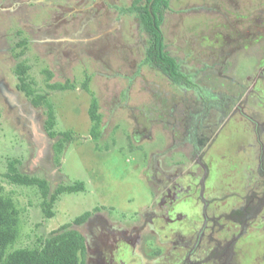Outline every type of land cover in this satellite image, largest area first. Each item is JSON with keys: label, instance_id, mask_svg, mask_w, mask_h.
Returning a JSON list of instances; mask_svg holds the SVG:
<instances>
[{"label": "rangeland", "instance_id": "rangeland-1", "mask_svg": "<svg viewBox=\"0 0 264 264\" xmlns=\"http://www.w3.org/2000/svg\"><path fill=\"white\" fill-rule=\"evenodd\" d=\"M78 1L79 7L85 9L92 3L51 0L50 5H43L37 1L33 9L31 6L21 13L27 18L20 15L23 26L34 30L22 33H18L19 15L14 18V13L0 14V75L17 95V104L12 108L0 100V194L12 197L21 221L13 248L31 247L38 238L55 230L74 227L75 218L85 211L104 208L109 222L121 213L138 211L148 204L149 188L158 190L155 179L161 177L157 171L160 167L168 169L174 164L186 172H199V168L191 167L185 150L168 148L187 138L198 140L201 132L208 136L206 127L217 117L200 118L202 105L209 104L208 91L236 97L239 85H250L246 77L257 75L259 65H264V0H169L168 8L162 12L164 44L175 62L182 65V75L192 81L194 86L187 88L141 64L145 36L137 31L133 16L116 21V16L123 14L119 8L132 0H96L98 8L89 9L87 15H65L68 6H75ZM108 29L110 33L102 34ZM52 34L67 37V45L74 42L67 65L53 63L46 43H40L47 40L54 49ZM83 38L90 41H82ZM23 39H28L26 45L17 44ZM89 49L95 54L86 52ZM19 61L28 65L26 81L32 79L37 93L48 94L54 109V136L45 129L46 108L34 105L24 91L18 90L14 69ZM87 68L91 73L89 91L82 87ZM44 69L51 73L50 82L67 79L73 81L75 88L51 91L45 84ZM92 96L98 101L101 115V130L96 137L91 134L88 116ZM217 102L218 99L212 101ZM195 104L197 117L191 124V107ZM243 126L253 141L249 128ZM186 127L196 135L190 137ZM68 131L71 139L61 140L62 150L55 152L53 144ZM166 149L168 153L162 155ZM229 150L230 153L226 149L225 155L218 153L210 161V174L215 181L218 179L216 183L222 184V189L236 184L242 191L244 185L248 192L250 187L243 181L251 170L246 153L238 144ZM12 159H17L15 164L21 173L46 180V197L34 185L9 181L6 173ZM77 181L83 182V190L59 193L49 204L48 196L58 186ZM185 183L186 180L181 184ZM46 209L51 216H46ZM179 211L180 217L185 218L192 212L191 208L180 207ZM263 219L262 216V222ZM258 226L251 223V233L244 240L249 241L248 256H239L236 264H264V230H254ZM161 234L152 233V241ZM162 240L160 247H174Z\"/></svg>", "mask_w": 264, "mask_h": 264}, {"label": "flooded vegetation", "instance_id": "flooded-vegetation-1", "mask_svg": "<svg viewBox=\"0 0 264 264\" xmlns=\"http://www.w3.org/2000/svg\"><path fill=\"white\" fill-rule=\"evenodd\" d=\"M37 1L42 2L43 5H50L48 3L51 2V0H0V14L14 13L15 16H12L14 18L19 15L18 22L21 23L20 15L27 18V15L21 13L28 7L32 6L33 9ZM95 1L92 0L86 9L80 8V1H78L77 5L68 6L65 15L80 12L87 15L86 12L89 9L98 8ZM93 13L96 12L93 11ZM120 19L126 21L124 14L116 16V21ZM133 21L139 31V23L135 19ZM25 26L21 23L19 31L17 30L18 33L34 30ZM113 28H115L114 25ZM110 32L111 29H108L102 34ZM139 32L147 38L145 32ZM67 39L65 36L57 37L52 34L50 40L56 46L54 49L50 46L51 42L47 40L40 42L41 44L46 43V48H49L47 55H53V63L62 64L64 62L67 65L70 62L74 52L72 46L74 42L67 45L65 44V42L68 43ZM76 39L72 40H80ZM24 40L27 43L28 39ZM82 41H90V38L89 40L83 38ZM86 52L91 55L95 54L91 49ZM180 67L182 65L178 64V70ZM150 68L155 69L151 66ZM259 68L261 70L257 75L246 77V81L251 86L243 83L239 85L236 97L231 93L214 94L208 91L206 102L209 104L202 105L200 118L204 115H207V118L209 115L212 117L217 115L206 127L208 136L201 132L202 136L198 140L187 138L186 142L185 140L179 141L168 148L179 149L181 147L185 150L188 154L186 159L191 162V167L199 168V172L197 169L194 173H190L189 170L186 172L179 166L174 167V164L169 165L168 169L157 165L160 167L157 171L161 177L155 179V183L159 187L158 190L149 188V201L146 206L138 211L121 213L112 222L108 221L104 208H101L103 211L97 208L92 213L82 212V214L87 213L85 218L78 222L74 220L72 228L77 230L84 240V264H236V258L248 256L246 249H248L249 241L244 240H247L251 233L249 231L251 223L259 225L254 230H264V222L261 221L262 216L264 218V99L262 98L264 65L262 67L260 64ZM180 73L182 74V70ZM170 81L183 88L194 86L189 78L179 82ZM256 85L258 88H255ZM213 99H218V102L212 103ZM0 100L4 101L9 108L17 104L15 91L8 85L2 74L0 75ZM249 101H252V104ZM191 108L193 110L189 122L194 124L192 121L197 117V114L194 116L197 111L196 104ZM231 119L234 120L231 121ZM231 124L235 126L232 127ZM243 125L249 128L253 141L248 137V131L243 129ZM216 126L217 128L214 129ZM231 129L235 131L234 134ZM186 131L190 137L196 135L195 132L190 133L188 128ZM239 134L242 137H239ZM219 144H222V147ZM237 144L245 151L244 155L250 163L251 170H248L250 175L245 176L243 180L246 187H250L248 192L244 191V185L242 191L236 184H231L229 187L226 185V188L222 189V184H217L218 179L215 181L210 174V161L218 153L225 155L226 149L230 153L229 149L237 148ZM187 145H189L188 151L186 150ZM168 149L162 155L168 153ZM178 164L181 163L178 162ZM185 180V185L181 184ZM218 194L219 196L215 197ZM219 200L221 202H215ZM215 204L219 208H215ZM179 207L191 208L192 212L188 217L190 220L185 216L180 217ZM154 232L162 233L156 241H152L151 237ZM166 237L171 238L166 239ZM161 240L173 243L174 247H160Z\"/></svg>", "mask_w": 264, "mask_h": 264}, {"label": "trees", "instance_id": "trees-1", "mask_svg": "<svg viewBox=\"0 0 264 264\" xmlns=\"http://www.w3.org/2000/svg\"><path fill=\"white\" fill-rule=\"evenodd\" d=\"M168 3L169 0H132L128 6H122L119 10L124 14L125 18L128 15L133 16L139 23V31L147 34L141 64L151 66L161 72L166 78L179 82L180 80H186V77L180 73L178 64L166 50L161 28L163 21L162 12L168 8ZM23 40H20L17 44L26 45L25 40ZM27 71L28 65L19 61L14 69L19 80L17 87L25 92L34 105H43L46 108L45 129L49 135L54 136L55 133L52 130L53 121H55L53 105L46 92L37 93L33 87L32 79L26 81ZM43 73L45 74V84L51 91L75 88V84L71 80L50 82L51 73L46 69H44ZM83 74L85 79L82 87L89 91L91 73L87 68L84 69ZM88 116L91 120L90 130L92 136L96 137L97 134L99 136L101 115L98 101L94 96L90 99ZM61 138L53 144L55 152H61V140L68 142L71 139L69 131L64 133V137ZM16 162L17 159L8 161V174L6 173V176L9 181L18 185H34L46 197L48 195L46 180L21 173L17 168V164H15ZM83 186L82 181H77L72 185L58 186L48 196L49 204L56 199V195L59 193L77 192L83 190ZM44 203L46 204V201ZM45 214L46 216L52 215L47 209ZM86 215L87 213L82 214L75 221L78 222L84 219ZM20 223L19 209L12 197L7 194H0V264H84V240L77 230L70 227L55 230L45 238H38V241L31 247L13 248L20 234Z\"/></svg>", "mask_w": 264, "mask_h": 264}, {"label": "clouds", "instance_id": "clouds-1", "mask_svg": "<svg viewBox=\"0 0 264 264\" xmlns=\"http://www.w3.org/2000/svg\"><path fill=\"white\" fill-rule=\"evenodd\" d=\"M55 82V81H54Z\"/></svg>", "mask_w": 264, "mask_h": 264}]
</instances>
